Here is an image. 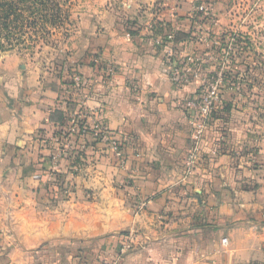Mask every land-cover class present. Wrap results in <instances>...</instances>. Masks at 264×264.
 I'll use <instances>...</instances> for the list:
<instances>
[{"label": "crops", "instance_id": "1", "mask_svg": "<svg viewBox=\"0 0 264 264\" xmlns=\"http://www.w3.org/2000/svg\"><path fill=\"white\" fill-rule=\"evenodd\" d=\"M203 2L213 8V27L196 10ZM226 6L120 0L104 16L82 18L64 47L86 79L74 91L53 63L23 65L1 53L0 264H264V115L245 104L249 93L229 85L222 99L231 109L212 117L202 158L188 171L191 126L182 103L198 96L200 82L174 85L168 62L172 48L202 54L190 38L207 23L212 37L220 34ZM125 19L140 30L131 34ZM168 33L189 37L157 47L155 39ZM256 81L244 83L251 89ZM75 112L126 140L124 164L99 145V163L64 162L54 184L62 188L52 195V139ZM245 178L257 188L243 190ZM128 228L139 234L138 247L121 256L116 236Z\"/></svg>", "mask_w": 264, "mask_h": 264}, {"label": "rangeland", "instance_id": "2", "mask_svg": "<svg viewBox=\"0 0 264 264\" xmlns=\"http://www.w3.org/2000/svg\"><path fill=\"white\" fill-rule=\"evenodd\" d=\"M225 1L227 6L223 9L220 34L215 33L214 37H209L206 41H198L197 48L202 49V54L206 55L205 58L209 61L206 65L208 70L207 73L205 72V78L212 80L217 76L218 70L224 67L225 71H230L228 74L238 79L232 84L235 85L240 96L244 95V92L250 94L246 96L245 104L251 105L252 112L264 115V0ZM119 2L120 0H55V3L62 6V15L66 17L62 28L59 24L58 26L48 24L46 28L50 30L52 36L46 41L42 38L45 33L35 34L34 29L27 30L23 35L15 32L14 36L3 32L0 34V39L4 49L0 50V55L11 52L22 59L23 65L35 60L49 66L53 63L56 69L59 62V49L65 52L66 42L74 30L80 28L81 19L104 16L108 9L114 11ZM205 29L210 31L209 23ZM212 38L213 42L210 45ZM55 41L60 42L57 50L51 47ZM229 48L232 50L230 51ZM72 59L71 57L70 61ZM94 61L96 59L93 60L95 64ZM70 63L71 66L77 64L75 60ZM75 73L78 76V72ZM248 77L250 81H258L254 88L247 89L244 81H247ZM78 89L76 87V90ZM130 231L132 230L128 228L116 237L120 239Z\"/></svg>", "mask_w": 264, "mask_h": 264}, {"label": "built area", "instance_id": "3", "mask_svg": "<svg viewBox=\"0 0 264 264\" xmlns=\"http://www.w3.org/2000/svg\"><path fill=\"white\" fill-rule=\"evenodd\" d=\"M196 10L202 13L204 18L210 19L212 25H214V19L212 18L213 8L211 5H208L207 2H203L196 7ZM150 33L156 34L155 26L150 27ZM211 33L212 30H201L200 28L199 34L190 38L191 43L206 41L209 37H212ZM155 41L157 47H172V45H176L177 39L174 33H168L157 37ZM212 42L213 39L211 40L210 45ZM229 50L231 51L232 49L229 48ZM205 56L203 54H188L187 56H183L179 51H176L173 48L168 56L171 80L174 85L179 87L193 81L200 82V92L198 93V96L188 98L182 103L183 109L188 113L191 126V148L186 160L188 171L194 169L202 158L203 144L205 142L206 134L210 129L213 114L215 110L223 104L222 93L224 89H222V86L226 83V75L228 74V72L225 71V68L222 67L221 70L216 73L217 76L212 80L205 78L204 72L207 73L208 66L206 65L209 62L206 60ZM94 62L97 67L98 65H103L98 59ZM103 73L107 77H111L115 75L116 69L111 65H106ZM74 80H76L75 83L77 88L82 87V79L79 74ZM68 123V133L71 137L78 134V127L82 125V135L87 131H91L93 133L92 140H99L102 144L107 145L124 164L125 152L120 149V145L126 141L123 137L112 133L105 125L97 121H89L88 115L82 112L71 114ZM52 143H55L58 147L56 154L52 157L53 164L57 165L58 159L63 156L62 149L70 148L71 142L61 134L56 138H53ZM138 242L139 234L134 230L121 237L118 242L120 255H126L134 251L138 247ZM222 243L224 245L227 244V239H224Z\"/></svg>", "mask_w": 264, "mask_h": 264}, {"label": "trees", "instance_id": "4", "mask_svg": "<svg viewBox=\"0 0 264 264\" xmlns=\"http://www.w3.org/2000/svg\"><path fill=\"white\" fill-rule=\"evenodd\" d=\"M61 7L62 6L55 3V0H0V34L4 32L14 36L13 33L18 32V35H23L26 34L27 30L34 29L35 34L44 32L45 34L42 38L46 41L48 37L52 36L50 30L46 28L48 24L52 26H58L59 24L60 28L64 25L63 20L65 21L66 17H63ZM122 24L131 34H135L138 30H140V27L137 26L136 23L130 22L127 19L123 20ZM66 37H68V35H66ZM187 37L185 35H180L179 37L178 35L177 40L179 41ZM59 44V41H55L51 47L57 50V48H59ZM3 49L4 45L0 39V50ZM59 51V62L57 61L58 67H56V72L63 84L70 90L74 91L76 90V83L74 81L75 72H78L81 79L86 81L80 70L82 65L79 64L80 62H77V64L73 65L74 67L71 66L70 62L74 61V59L70 61L71 56L69 53L63 52L60 49ZM97 68L98 70H104L106 65H98ZM237 81L238 79L236 76L227 74L226 83L222 86V89L228 88L230 84ZM230 109V105L225 106L222 104L215 110L213 116L220 112H227ZM58 115L61 125L64 126V115L60 112ZM68 125L69 123L63 127L61 134L69 139L71 146L70 148L62 149L63 156L65 157L60 158L58 164L56 165V171L53 174L54 180H52V183L47 186V191L52 195H57L62 188L61 185L54 186V184L58 182L59 176L62 174L61 172L65 169L64 162L68 167L77 163L81 157H84L87 160H92L94 163H99L102 158V155L98 153L99 145H102V143L99 140L92 141L93 133L91 131H87L84 135H82V125H80L78 127V134L71 137L68 133ZM83 147L92 148V151L89 152L88 149H84ZM120 149L125 151V143L120 145ZM244 180L245 181H241L243 184L242 186H244L243 190L249 191L257 188V185L253 181L246 178Z\"/></svg>", "mask_w": 264, "mask_h": 264}]
</instances>
